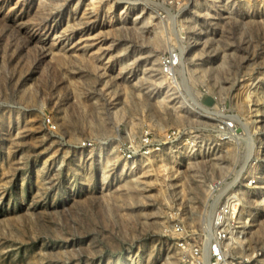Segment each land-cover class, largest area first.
Instances as JSON below:
<instances>
[{"label": "rangeland", "instance_id": "1", "mask_svg": "<svg viewBox=\"0 0 264 264\" xmlns=\"http://www.w3.org/2000/svg\"><path fill=\"white\" fill-rule=\"evenodd\" d=\"M178 126L197 150L120 151ZM227 194L234 254L264 264V0H0V264H188L173 226L211 239Z\"/></svg>", "mask_w": 264, "mask_h": 264}, {"label": "built area", "instance_id": "2", "mask_svg": "<svg viewBox=\"0 0 264 264\" xmlns=\"http://www.w3.org/2000/svg\"><path fill=\"white\" fill-rule=\"evenodd\" d=\"M183 52L173 47L161 55V72L167 87L178 97H184L181 87L178 68L182 63ZM50 121V120H49ZM212 129H215L218 139L222 141L232 140L236 137L237 121L233 117H223L217 121ZM196 131L184 127H172L162 136H158L153 129H146L142 135L129 137L121 146L123 157L128 160L148 157L162 152L166 147L183 146L189 151H195L200 145ZM82 145H94L92 140L82 141ZM257 178L248 180L249 186H254ZM224 180H216L211 184V190L218 193L225 185ZM225 194V193H224ZM224 198V199H223ZM241 201L235 194L222 195V199L215 209L212 221V234L204 241L198 238L199 232L185 226L183 222H176L173 226L177 234V245L182 252L183 260L188 264H245L252 259L242 254H234V244L240 239L239 228L242 227L239 219ZM207 230V226H206ZM203 235V234H202ZM204 237V235H203ZM237 252V251H236ZM257 251L253 257H257ZM261 254V251H259Z\"/></svg>", "mask_w": 264, "mask_h": 264}, {"label": "bare ground", "instance_id": "3", "mask_svg": "<svg viewBox=\"0 0 264 264\" xmlns=\"http://www.w3.org/2000/svg\"><path fill=\"white\" fill-rule=\"evenodd\" d=\"M184 55H185V54H183L182 59H183ZM163 79H164V77H163ZM211 232H212V231H211Z\"/></svg>", "mask_w": 264, "mask_h": 264}]
</instances>
